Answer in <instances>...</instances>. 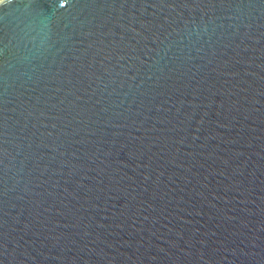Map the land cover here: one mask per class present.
I'll list each match as a JSON object with an SVG mask.
<instances>
[{
	"label": "water",
	"instance_id": "95a60500",
	"mask_svg": "<svg viewBox=\"0 0 264 264\" xmlns=\"http://www.w3.org/2000/svg\"><path fill=\"white\" fill-rule=\"evenodd\" d=\"M0 264H264V0H0Z\"/></svg>",
	"mask_w": 264,
	"mask_h": 264
}]
</instances>
